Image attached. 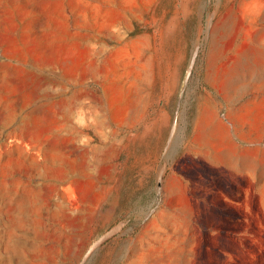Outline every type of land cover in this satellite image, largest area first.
<instances>
[{
  "label": "rangeland",
  "instance_id": "374dc122",
  "mask_svg": "<svg viewBox=\"0 0 264 264\" xmlns=\"http://www.w3.org/2000/svg\"><path fill=\"white\" fill-rule=\"evenodd\" d=\"M5 263L264 264V0H0Z\"/></svg>",
  "mask_w": 264,
  "mask_h": 264
},
{
  "label": "bare ground",
  "instance_id": "6f19581e",
  "mask_svg": "<svg viewBox=\"0 0 264 264\" xmlns=\"http://www.w3.org/2000/svg\"><path fill=\"white\" fill-rule=\"evenodd\" d=\"M92 56H91V61H90V65H91V71H92V73H96L97 71H99L100 70V72H101V66H100V68H99V64H97V62H96V56H97V52L96 51H92V54H91ZM154 64L152 63V65H151V63H150V60L148 61V60H146V59H144L143 60V62L141 63V64H139L138 65V70H137V73H136V77L134 78V80L133 81H128L129 82V84H127L126 83V80H122L119 76H116V78H114V83H115V86H116V88H118V87H120V85H123V86H126V85H128V86H130V85H133L134 87H135V92H136V94L138 95L139 93H137V91L139 92V89H148L149 91L150 90H155V88H157V84H158V82H157V80H156V77H155V75H154ZM150 73H151V75H150ZM124 76V75H123ZM149 76V79H148V81H149V83H147V80H146V78ZM160 76V78H161V80L163 79V77L161 76V75H159ZM124 79V78H123ZM135 79H136V83H135ZM126 89V88H125ZM128 90H129V92L131 91V88H129L128 87ZM123 91V92H122ZM134 91V90H133ZM132 92V91H131ZM122 94H125V92H124V89H121V91L119 92V96H118V102H120V101H123L124 100V97L125 96H127V95H122ZM131 94V93H130ZM132 97V96H131ZM138 98H139V96H138ZM127 99H129V96H128V98H126V100ZM125 100V101H126ZM134 100V99H133ZM133 100H129V101H127L125 104H124V107L125 108H135L136 106H135V103H134V101ZM62 176H64V175H62ZM6 259H7V257H6ZM22 261V260H21ZM6 264V263H5Z\"/></svg>",
  "mask_w": 264,
  "mask_h": 264
},
{
  "label": "crops",
  "instance_id": "0c3cea01",
  "mask_svg": "<svg viewBox=\"0 0 264 264\" xmlns=\"http://www.w3.org/2000/svg\"><path fill=\"white\" fill-rule=\"evenodd\" d=\"M92 200H93V196H92Z\"/></svg>",
  "mask_w": 264,
  "mask_h": 264
}]
</instances>
